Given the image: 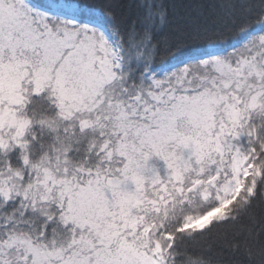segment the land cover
Wrapping results in <instances>:
<instances>
[{
  "label": "snow or ice",
  "instance_id": "6c2138e0",
  "mask_svg": "<svg viewBox=\"0 0 264 264\" xmlns=\"http://www.w3.org/2000/svg\"><path fill=\"white\" fill-rule=\"evenodd\" d=\"M0 264H264V0H0Z\"/></svg>",
  "mask_w": 264,
  "mask_h": 264
}]
</instances>
